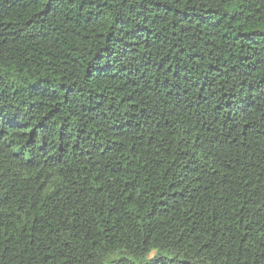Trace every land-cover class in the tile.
Instances as JSON below:
<instances>
[{
	"label": "trees",
	"instance_id": "trees-1",
	"mask_svg": "<svg viewBox=\"0 0 264 264\" xmlns=\"http://www.w3.org/2000/svg\"><path fill=\"white\" fill-rule=\"evenodd\" d=\"M0 264H264V0H0Z\"/></svg>",
	"mask_w": 264,
	"mask_h": 264
}]
</instances>
